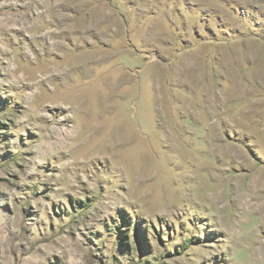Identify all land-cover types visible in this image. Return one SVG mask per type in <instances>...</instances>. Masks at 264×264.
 Returning a JSON list of instances; mask_svg holds the SVG:
<instances>
[{
	"label": "rangeland",
	"instance_id": "rangeland-1",
	"mask_svg": "<svg viewBox=\"0 0 264 264\" xmlns=\"http://www.w3.org/2000/svg\"><path fill=\"white\" fill-rule=\"evenodd\" d=\"M251 186L264 0H0V264H264Z\"/></svg>",
	"mask_w": 264,
	"mask_h": 264
},
{
	"label": "bare ground",
	"instance_id": "bare-ground-1",
	"mask_svg": "<svg viewBox=\"0 0 264 264\" xmlns=\"http://www.w3.org/2000/svg\"><path fill=\"white\" fill-rule=\"evenodd\" d=\"M81 20H82V18H77L76 19V24L78 26L80 25ZM67 21L68 20L65 19V18H62V17L60 18V21L58 23L59 26H60V28H62L61 32H59L60 34L65 35V33H67V31H66V25L68 23ZM72 64H74L72 66V70L68 71L67 74H64L65 80L67 79L68 74L70 72H72V71L81 72V73L84 72L83 74H86V77H85L86 79L94 78L95 77V75H91L92 72H94V69L96 71V66L98 64V60H96L95 52L94 51H91L87 56H84L82 54H81V56L80 55H76L74 61L72 62ZM88 69H89V72L90 73H88ZM66 83H68V82H66ZM73 98H74V96H73ZM71 109H72V107H71ZM240 189H242V188H240ZM238 201L241 202L242 207H243L242 209H244L245 211H250L253 208L259 210L262 213L263 221H264V197L262 195H259L258 191H256L253 186L249 187L245 191V193L241 192L240 199H238ZM261 242H262V240H261ZM261 242L259 244L261 246L259 248H257L260 251H261L262 247L264 246V243H261Z\"/></svg>",
	"mask_w": 264,
	"mask_h": 264
}]
</instances>
